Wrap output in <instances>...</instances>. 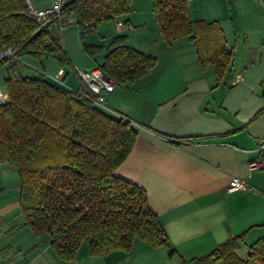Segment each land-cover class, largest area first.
Segmentation results:
<instances>
[{
    "label": "crops",
    "instance_id": "obj_1",
    "mask_svg": "<svg viewBox=\"0 0 264 264\" xmlns=\"http://www.w3.org/2000/svg\"><path fill=\"white\" fill-rule=\"evenodd\" d=\"M30 2L39 9L50 0ZM235 2L237 16L230 19L213 8L194 16L188 6L191 20L215 21L222 30L232 59L219 78L214 65L199 64L187 36L166 43L152 0H132L128 13L98 24L104 27L94 38L102 43L90 42L107 45L122 34L128 46L156 58L147 75L114 84L99 106L129 118L136 130L134 145L115 174L144 189L174 252L135 241L129 252L91 255L82 243L72 260L58 259L45 236L23 224L19 175L1 164L0 264H180L244 231L236 254L247 257L249 246L264 238V0ZM64 17L48 28L63 33L70 26L63 24ZM77 32L74 26L71 33L78 41ZM97 62L80 65L70 59L60 66L52 61L63 76L55 81V75H45L66 90L85 89L77 70ZM233 176L243 178L247 188L227 191Z\"/></svg>",
    "mask_w": 264,
    "mask_h": 264
},
{
    "label": "trees",
    "instance_id": "obj_2",
    "mask_svg": "<svg viewBox=\"0 0 264 264\" xmlns=\"http://www.w3.org/2000/svg\"><path fill=\"white\" fill-rule=\"evenodd\" d=\"M131 3L67 0L63 10L65 17L72 14L68 25L76 26L91 58L106 50L97 66L114 84L144 77L156 58L128 46L122 34L107 45L86 43L84 38L100 22L128 13ZM188 4L189 0H152L160 35L166 43L187 36L194 42L199 64L214 65L219 78L231 62V51L223 44L218 23L191 20ZM48 25H37L24 0H0V44L15 48V57L0 60L7 97L0 103V165H10L19 175L23 224L37 236L44 235L54 256L64 261L72 260L82 243L91 255L129 252L135 241L169 247L144 189L115 174L134 145L136 130L130 119L100 107L87 88L66 90L43 71H20L19 62L26 57L68 64L59 35ZM244 235L245 231L229 236L180 264H264V238L249 246L245 259L236 254Z\"/></svg>",
    "mask_w": 264,
    "mask_h": 264
},
{
    "label": "rangeland",
    "instance_id": "obj_3",
    "mask_svg": "<svg viewBox=\"0 0 264 264\" xmlns=\"http://www.w3.org/2000/svg\"><path fill=\"white\" fill-rule=\"evenodd\" d=\"M140 1L141 3H144L145 1H149V0H137ZM240 5L243 6L247 0H240ZM237 3L235 2V0H189V9L192 12V15L194 16H202L206 13V11L210 10V9H215V10H220L222 12V16H226L228 17V19H230V16H237ZM104 27L103 24L97 25L95 30L92 32V34L90 36H87L84 38V41L86 43H90V42H96L98 43L99 40L96 38H100L98 37V33L101 32V29ZM74 28V25H70L69 27H67V30H64L62 33V29L59 33V37L63 42L64 48L67 52H65V55L67 57L68 60H77L80 65L86 64L88 60L92 59V60H97L100 61L101 57H100V52L96 53L95 57L91 58L88 53H86L80 43V39L78 36V41L77 38H74V36L72 35L71 31ZM78 33V32H77ZM97 37H96V36ZM64 36V38H63ZM96 37V38H94ZM91 39H94L93 41ZM79 43V44H78ZM102 43V42H99ZM64 50V49H63ZM26 57L21 59V61L19 62V68L20 71L24 74H35L37 71H43L46 75H50L53 74L55 75L57 73L56 71V66L52 67L49 63H53L55 62L57 64V61L55 59H47L45 58V62L43 63H39L37 61ZM30 62L32 64H30ZM4 76V71L3 69L0 70V85L2 88V95L0 96V102L6 97V93L4 91L3 88V83H2V77Z\"/></svg>",
    "mask_w": 264,
    "mask_h": 264
},
{
    "label": "built area",
    "instance_id": "obj_4",
    "mask_svg": "<svg viewBox=\"0 0 264 264\" xmlns=\"http://www.w3.org/2000/svg\"><path fill=\"white\" fill-rule=\"evenodd\" d=\"M67 0H50L49 4L43 8L36 9L32 6L30 0H24L28 14L35 20L38 26L42 27L53 21L61 20L64 17V7ZM73 21L72 14L65 17L64 23L69 24ZM15 57V48L12 46H3L0 44V60ZM85 87L94 95V102L103 106L105 102V92H110L114 88V82L105 75L101 68L94 66L90 69L77 70ZM63 76V69H58L53 80L59 81ZM2 88L0 85V96ZM247 188L243 178L233 176L228 185L227 191Z\"/></svg>",
    "mask_w": 264,
    "mask_h": 264
}]
</instances>
